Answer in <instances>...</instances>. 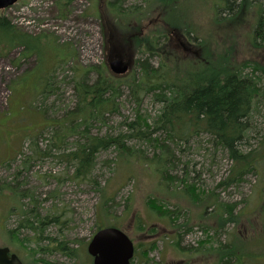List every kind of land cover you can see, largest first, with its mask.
I'll return each instance as SVG.
<instances>
[{
  "label": "rangeland",
  "instance_id": "1",
  "mask_svg": "<svg viewBox=\"0 0 264 264\" xmlns=\"http://www.w3.org/2000/svg\"><path fill=\"white\" fill-rule=\"evenodd\" d=\"M253 1L254 6L234 15L225 10L218 14L219 0H179L170 20L182 26L194 46L183 52L212 62L227 54L237 64L250 61L264 69V49L252 43L256 12L264 0ZM123 2L125 8L148 7L146 0ZM102 5L104 0H20L3 12L21 31L39 38L30 42L29 55H23L21 47L0 53V187L9 183L14 190H0V245H12L27 264H40L41 258L51 264H93L88 243L100 227L116 226L127 231L137 245L133 264H264V161L242 181L221 184L230 179L235 161L227 151L217 148L209 134L200 132L178 141V150L171 144L175 154L165 171L164 160H157L160 150L136 139L128 143L140 149L145 160L118 157L113 146L98 154L91 173L78 178L77 164L66 160L64 154L69 152L67 147L75 148L78 135L67 139V146L62 144L61 149L55 147L40 157L35 153L37 146L46 151L53 144L57 124L69 110L78 108L75 86L82 79L81 73L87 71L83 77L88 83L96 82L101 71L108 74L112 51L100 17ZM146 13L124 19L136 22ZM151 19L143 21V35L163 28L161 21ZM122 30L129 34L133 28L125 26ZM140 39L141 35L130 47L135 48L132 61L150 58L158 66L159 53L150 54L147 45L136 50ZM164 41L163 37L159 44ZM179 58L175 64L184 66L186 61ZM250 71L251 67L246 69ZM256 74L264 93V72L261 69ZM115 103L113 111L91 125V134L124 133L137 113L150 116L148 121H152L162 107L150 95L135 101L126 84L121 85ZM257 109L250 119L251 129L239 146L243 152L261 148L264 142V96ZM54 142L58 144L57 139ZM186 181L195 183L200 195L205 191L207 198L202 195L193 201ZM24 192L33 198L22 197ZM149 198L157 199V210L172 212L175 222L150 208ZM33 207L41 216L49 215L43 226L44 240L39 241V235L20 226V220ZM225 210L233 214L220 226V212ZM188 224L193 225L192 230L186 229ZM14 229L18 240L28 241L20 243L11 238L7 231ZM49 241L65 244L68 252L74 248L75 255L61 248L32 254ZM239 254L241 260L236 258Z\"/></svg>",
  "mask_w": 264,
  "mask_h": 264
},
{
  "label": "trees",
  "instance_id": "2",
  "mask_svg": "<svg viewBox=\"0 0 264 264\" xmlns=\"http://www.w3.org/2000/svg\"><path fill=\"white\" fill-rule=\"evenodd\" d=\"M70 1L68 0V2ZM146 1L148 4L146 9H138L141 8L138 5L125 8L123 0L105 1V6L101 12L104 13L107 20L109 19L115 30L119 32V34L116 33V42L119 44L115 43L116 45L114 46V39L112 38L114 36L112 35L111 37L112 32L108 34L107 32L109 31H105L106 44L109 42L111 51L114 48L119 49L126 58L125 52L127 53L128 49H131L130 47L133 46L134 40L136 42L138 36L141 35V39L137 40L135 45L137 47L136 50L141 49L139 47L146 48L147 45V50L150 54L159 53L161 60L158 66L153 65L150 58L135 60L132 63L133 69L127 76L116 77L109 70L108 74L101 71L94 83H88L85 80V77H83L87 72L85 70V73H81L82 79L76 81L75 86L79 103L78 108L69 110L68 116L57 124L59 130L52 136L53 144L50 139V144L52 145L46 151L39 149V146H37L35 153H38L40 157L43 154H49V151L55 147L61 149L60 146L62 144L67 146V139L78 135V139L74 143L75 148L70 150L67 147L66 151L68 150V153L64 150L66 152L64 153L66 160L72 164H77L75 177L78 178L91 173L98 154L113 146L118 152V157H134L135 159L145 160L146 157L142 151L128 143V141L136 139L160 150L157 160H164L165 171L168 170V162L173 163L172 158H174L175 150L181 148L178 141L188 140L193 135L204 132L213 138L217 148L227 151L235 161V167L231 172L230 179L228 181L224 180L221 184L226 185L233 180L242 181L248 172L258 169L260 161H264V155H262L264 142L262 143L263 148L248 152H243L239 148L251 129L250 119L253 113L258 110V104L264 96L263 88L259 85L260 75L256 74L261 69L264 72V69L250 61L237 64L227 54L221 55L217 60L219 66H215L217 62H212L209 59L204 61L195 59L191 53L183 52L184 50L189 52L194 48L193 43H191L189 37L187 38L182 26L178 27L170 20V14L178 7L177 3L179 0ZM219 1L221 2L216 5L218 14L220 10H225L229 14L239 15L243 14L250 6H254L253 0H241L240 3H237V0ZM154 2H158V4L152 8ZM58 3L66 5L64 1H58ZM162 3H166L167 6L162 5ZM145 10L147 13L143 19L138 18L136 22L124 19L129 17H134L133 19H135L136 14ZM3 12L4 10H0V53L21 47L23 48V55L31 54L26 53L29 50V44L39 37L21 31ZM165 13L168 17L165 16ZM256 14L257 19L253 27L252 43L256 48L264 49V2L260 3ZM151 18L155 19V21H161L163 28L159 29V26L154 31L150 30L143 35V21L148 19L149 22ZM135 25H140L141 28L137 30ZM125 26L132 27L133 31L129 34L124 33L122 28ZM104 30H106L105 25ZM188 32L186 30L187 34ZM160 37H162L161 39L165 38L163 44H159L161 42ZM148 39L150 40L148 41ZM191 39L195 40V38ZM175 40L177 43H173ZM134 49L132 48L130 53L134 54ZM179 56L183 57V61H186L184 66L175 64L178 59H181ZM187 57L189 59H185ZM134 67H138L139 71L134 70ZM250 67L251 71L246 72V69ZM95 70L100 71L98 68H95ZM123 84L128 85L130 95L135 101L140 102L145 95H150L154 101L162 104L158 114L152 117V121H148L150 116L137 113L135 119L127 123V131L124 133L120 132L118 135L106 134L102 136L91 134V125L95 121H102L107 112L114 110L116 97H118ZM82 126L84 129H82ZM55 139L58 140V144L54 142ZM171 144L174 145L175 150L171 147ZM147 161L151 160L147 159ZM185 183L187 193L193 201H198L202 195L207 198L205 191L201 195L197 192L195 183L188 181ZM0 190L14 191L9 183L1 186ZM21 196L33 198L28 192L22 193ZM31 201L35 202L33 199ZM157 202V199L149 198L148 205L154 211L170 216L172 222H175L176 216L172 212L167 209L157 210ZM232 214L229 210L220 212L222 220L220 226H224L226 218L232 217ZM48 216L44 217L38 212L36 213L35 207L29 208L25 216L20 220V226L28 228L37 236L39 235V241L44 240L43 226L49 219ZM231 220H235L234 217ZM173 227L175 228V225ZM186 227L187 230H192L193 225L188 224ZM139 229L141 231L145 230L143 227L140 228V226ZM16 231L17 229L8 230L7 233L11 238L18 240V236L14 235ZM23 240L28 241L27 238ZM23 240H18V242L21 243ZM51 240L53 241V239ZM209 240L212 242L211 237ZM52 241L32 250V254L37 255L46 251L52 252L61 248L65 253L75 255L74 248L68 249V252L65 244L62 246L54 245ZM236 258L241 260L240 254ZM37 259L40 260V257H37ZM229 259L230 257L226 259V262ZM40 261L41 263L51 264L42 258Z\"/></svg>",
  "mask_w": 264,
  "mask_h": 264
},
{
  "label": "water",
  "instance_id": "3",
  "mask_svg": "<svg viewBox=\"0 0 264 264\" xmlns=\"http://www.w3.org/2000/svg\"><path fill=\"white\" fill-rule=\"evenodd\" d=\"M19 0H0V10L6 9ZM108 29L112 32L114 46L117 35L111 25ZM116 43V44H115ZM186 48V47H185ZM114 51V52H113ZM112 55H109L108 66L110 71L117 76L128 73L132 65V52L129 53L126 60L119 49L114 48ZM126 56V55H125ZM88 252L93 256V264H130L135 246L133 240L121 229L117 227H105L99 229L88 245ZM0 264H23L17 254L9 255L8 247H0Z\"/></svg>",
  "mask_w": 264,
  "mask_h": 264
},
{
  "label": "flooded vegetation",
  "instance_id": "4",
  "mask_svg": "<svg viewBox=\"0 0 264 264\" xmlns=\"http://www.w3.org/2000/svg\"><path fill=\"white\" fill-rule=\"evenodd\" d=\"M176 233H177V232H176V230H175V233H174L173 235H175ZM6 246H8V247L10 248V252H9L10 255H12L13 253H16V254L20 257V259L22 260L23 264H27L26 261H24V258L22 257V255H21L18 251H16V250L12 247V245H8V244L0 245V247H6ZM167 264H168V263H167Z\"/></svg>",
  "mask_w": 264,
  "mask_h": 264
}]
</instances>
